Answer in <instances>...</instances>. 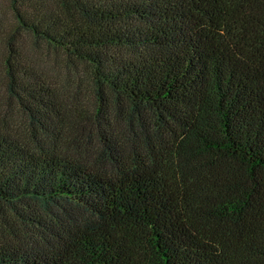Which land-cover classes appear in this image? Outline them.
<instances>
[{"label": "trees", "instance_id": "obj_1", "mask_svg": "<svg viewBox=\"0 0 264 264\" xmlns=\"http://www.w3.org/2000/svg\"><path fill=\"white\" fill-rule=\"evenodd\" d=\"M5 7L0 264H264V0Z\"/></svg>", "mask_w": 264, "mask_h": 264}, {"label": "rangeland", "instance_id": "obj_2", "mask_svg": "<svg viewBox=\"0 0 264 264\" xmlns=\"http://www.w3.org/2000/svg\"><path fill=\"white\" fill-rule=\"evenodd\" d=\"M0 7H1V11H0V12H2L1 17H2L3 19H5V20L9 21L11 15H10V13H8V10H7L6 7H5V0H0ZM2 53H3V49H2L1 46H0V55H1Z\"/></svg>", "mask_w": 264, "mask_h": 264}]
</instances>
